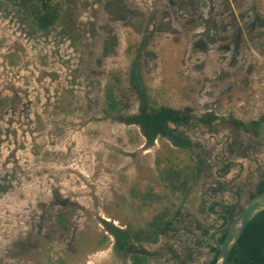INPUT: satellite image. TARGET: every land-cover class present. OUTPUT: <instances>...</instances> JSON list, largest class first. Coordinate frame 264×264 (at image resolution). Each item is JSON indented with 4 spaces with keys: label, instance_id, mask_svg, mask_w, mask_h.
Returning a JSON list of instances; mask_svg holds the SVG:
<instances>
[{
    "label": "rangeland",
    "instance_id": "rangeland-1",
    "mask_svg": "<svg viewBox=\"0 0 264 264\" xmlns=\"http://www.w3.org/2000/svg\"><path fill=\"white\" fill-rule=\"evenodd\" d=\"M45 2L57 22L40 31L22 8ZM251 49L264 0H0V264H132L110 229L149 264H210L205 232L264 180V125L234 113L256 88ZM144 95L190 117L171 125L188 149L127 122Z\"/></svg>",
    "mask_w": 264,
    "mask_h": 264
},
{
    "label": "trees",
    "instance_id": "trees-1",
    "mask_svg": "<svg viewBox=\"0 0 264 264\" xmlns=\"http://www.w3.org/2000/svg\"><path fill=\"white\" fill-rule=\"evenodd\" d=\"M12 1V0H8ZM42 10L34 11L23 9L24 13L29 18L35 20V24L40 31H48L52 28L56 22L57 17L51 12L52 6L48 2H45ZM21 7H24L23 5ZM133 79L138 81L137 74H134ZM109 101V111H116L119 107V102L116 100L112 93L107 95ZM143 98V104L139 114L128 119L129 124L137 125L142 128L144 136L147 138L148 143L153 145L157 138H170L173 144L179 148H188V143L182 142L179 138H175V130L170 129V124L177 127L182 125H188L190 117L181 112L168 107H160L157 109H151L147 101H145V95ZM18 98L14 100L5 99L4 103H17ZM3 105L1 106L3 108ZM119 111V110H118ZM212 118L208 119V123L212 122ZM264 121V118L261 119ZM239 126H245L243 122L235 121ZM259 123V122H255ZM194 177V176H193ZM264 193V182L259 186L258 194ZM67 223V222H66ZM170 229V224H166L165 227L158 231V234L163 235ZM69 232V226L66 225L64 231L61 233V237H65ZM110 232L116 238V251L122 252L126 256H131L132 264H149V257L151 256L144 249H136L131 241V237L128 233L110 229ZM208 232H205V237L208 236ZM225 234L219 239V243H223L225 240ZM213 239V237L211 238ZM134 240L140 242L138 237H134ZM109 238L104 236L101 244H106ZM135 241V242H136ZM211 250L215 254L214 259L210 264H217L219 249L218 246H212ZM228 264H264V212L260 213L246 228L243 236L239 240L238 244L233 248Z\"/></svg>",
    "mask_w": 264,
    "mask_h": 264
},
{
    "label": "water",
    "instance_id": "water-1",
    "mask_svg": "<svg viewBox=\"0 0 264 264\" xmlns=\"http://www.w3.org/2000/svg\"><path fill=\"white\" fill-rule=\"evenodd\" d=\"M264 212V193L256 195L246 206L245 210L231 223L229 222L223 243L215 239L210 240L218 246L219 255L217 264H228L233 248L238 244L248 225Z\"/></svg>",
    "mask_w": 264,
    "mask_h": 264
},
{
    "label": "built area",
    "instance_id": "built-area-1",
    "mask_svg": "<svg viewBox=\"0 0 264 264\" xmlns=\"http://www.w3.org/2000/svg\"><path fill=\"white\" fill-rule=\"evenodd\" d=\"M243 65L250 63L258 67L256 88L250 102H241L234 109L240 122H259L264 118V53L251 49L244 57Z\"/></svg>",
    "mask_w": 264,
    "mask_h": 264
},
{
    "label": "flooded vegetation",
    "instance_id": "flooded-vegetation-1",
    "mask_svg": "<svg viewBox=\"0 0 264 264\" xmlns=\"http://www.w3.org/2000/svg\"><path fill=\"white\" fill-rule=\"evenodd\" d=\"M251 123V125L254 127V128H261L260 126H263L264 125V121H259V123H255V122H250ZM171 125H173V124H170V129H171ZM184 126H187V125H182V126H180V127H184ZM175 127H177V126H175ZM180 127H177V128H180ZM171 130H173V129H171ZM176 131L174 132V136H175V138H177L176 137ZM177 147V146H176ZM179 148V147H178ZM188 148H189V146H188ZM187 148V149H188ZM186 149V148H185ZM263 182H264V180H263ZM260 186V185H259ZM258 192H259V187H258V189H257V194H258ZM220 205L222 206V205H224V204H221L220 203ZM225 209H228V210H231L232 208H229V207H224ZM219 216H221V219L223 220V224L217 229V230H215L213 233H211V235H210V233L208 234V236L207 237H209V236H213V234H215L213 237H217L219 234H220V232H224L225 231V229H226V227L228 226V223L230 222V217L228 216V215H226V214H220ZM221 238V237H220ZM220 238H217L216 240L219 242V239ZM214 246H216V244H213Z\"/></svg>",
    "mask_w": 264,
    "mask_h": 264
},
{
    "label": "bare ground",
    "instance_id": "bare-ground-1",
    "mask_svg": "<svg viewBox=\"0 0 264 264\" xmlns=\"http://www.w3.org/2000/svg\"><path fill=\"white\" fill-rule=\"evenodd\" d=\"M108 252V251H107ZM111 259L110 253H100L99 255L93 257L88 264H109Z\"/></svg>",
    "mask_w": 264,
    "mask_h": 264
}]
</instances>
